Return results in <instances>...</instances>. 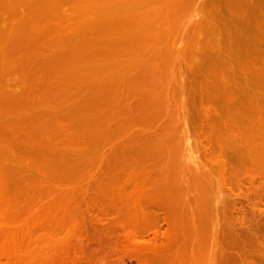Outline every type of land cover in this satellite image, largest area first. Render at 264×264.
Masks as SVG:
<instances>
[{"label": "rangeland", "instance_id": "rangeland-1", "mask_svg": "<svg viewBox=\"0 0 264 264\" xmlns=\"http://www.w3.org/2000/svg\"><path fill=\"white\" fill-rule=\"evenodd\" d=\"M0 264H264V0H0Z\"/></svg>", "mask_w": 264, "mask_h": 264}, {"label": "bare ground", "instance_id": "bare-ground-1", "mask_svg": "<svg viewBox=\"0 0 264 264\" xmlns=\"http://www.w3.org/2000/svg\"><path fill=\"white\" fill-rule=\"evenodd\" d=\"M190 159L192 158V157H189Z\"/></svg>", "mask_w": 264, "mask_h": 264}]
</instances>
